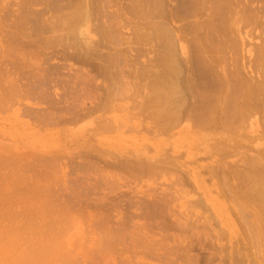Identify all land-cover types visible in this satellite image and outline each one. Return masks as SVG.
Here are the masks:
<instances>
[{
  "label": "rangeland",
  "instance_id": "1",
  "mask_svg": "<svg viewBox=\"0 0 264 264\" xmlns=\"http://www.w3.org/2000/svg\"><path fill=\"white\" fill-rule=\"evenodd\" d=\"M15 1L19 2L18 0H10V2L5 1V3L10 4V5H6L3 2L4 6L5 5L8 6L7 9H9L11 7L8 10V11L11 10V12H7V9H5V11L8 14L11 13L10 16L7 15L8 17H14V15H18V18L15 17V18H13V20L11 19L10 20L11 22L12 21L14 22L15 19L17 20L20 17L19 11H18L19 14H17L18 13L17 11L13 12L16 9H18V10L20 9L19 6H16L17 3H15V5H14ZM108 1L110 4H108ZM108 1H107V5H111L110 6L111 9L113 7V10H114L115 7L116 8L118 7L116 4L118 2V0H115V1L111 0L113 2H111L110 0H108ZM119 1H120V4H118V5H121V7L117 8L118 10L115 8V10H116L115 12H117L119 10L121 12L122 11L124 12L125 11L124 5L127 4L128 2H126V0L125 1L119 0ZM255 1L253 3V6H261L262 5L261 0H259L258 2H257V0H255ZM114 2H116L115 3L116 5L112 6L114 4ZM259 2H260V4H259ZM19 4H20V2H19ZM107 5H105L106 9H107ZM122 6L124 7L123 8L124 10L122 9ZM17 7H19V8H17ZM111 9L110 10L107 9V10L111 11ZM113 10H112V13H114ZM124 13H126V12H124ZM12 14H13V16H12ZM47 15H49V14H47ZM47 15H44V16L46 17ZM126 15H128V14H126ZM46 18H44V19H46ZM124 19L125 18L123 16V20L121 19V21H123V23L126 24ZM7 21L8 20H6V25L5 24L3 25V31H4V28L6 29L8 27V35L10 36L9 31L13 32V34H14V31L16 28L14 29L15 26L13 27L11 25H8L11 22L9 21L10 23L8 22V24H7ZM134 21H136V20H134ZM134 21L132 20V23L127 24L128 26L130 25L133 29L130 26H129L130 27V29H129V27L127 25H126L127 27L123 28L125 26V24H119L118 23V25H119L118 28H121V29L123 28L122 30L120 29L121 32H118L119 35H121L120 37L122 40L120 39L121 42L119 41L118 42L119 44L116 43L115 45H111V47L113 49V48H115L113 46H116V49H115L116 52L119 50L118 47L121 44H122V46H120V50H121V47H125L126 50L123 49L122 51L124 52V50H125L126 55L123 54L121 59H122V65L125 64L124 66H126V67H124L122 65L121 66L123 68H126L127 70L124 69L121 71L122 74L120 73L121 75L119 77L122 78V79L120 78L121 79L120 83H122V85L119 84V88L117 87L116 91H114V93L113 92L110 93L109 94L110 96L109 95L107 96V94L105 93L106 90L104 89V85L106 87V84H108V82H106V81H108L107 78L105 77L104 74H101V73L98 74V72L95 71V73L100 75V78H99V76L96 75L92 69L93 65L95 67L97 64L98 65L100 63L103 64L101 59L97 60V59L93 58L94 61H96V62L98 61L99 63L98 62L96 63L92 60L93 62H91V64L89 66L85 65V67L83 66V68H81L82 70H80L79 68H80V66L82 67V64L77 63V61L75 59L72 58V60H74L75 62L74 61L72 62V60L71 61L67 60V62H65L66 63L65 64V63H62L64 60L63 59L61 60L60 57H59L60 59L59 58L57 59L56 56H52L51 50L54 51V47H53V49H51L52 48L51 47L49 50V48L39 47L38 45H35V47H34L35 49L33 48V46H32V48H31V46H28L29 48H31L30 51H28L29 50V48H28V50H26L27 53L25 54V51L19 50L21 52V55H20L19 51L17 50L19 48L15 47V45H17L20 40L21 41L22 40L27 41L25 39V36L29 33V32H27V33H25L26 35L25 34L19 35L17 33L19 32L20 29H17L18 31L17 30L15 31V33L17 32L16 34L19 37H16V39H14V37H13V41L12 40L10 41L11 45H9V41H7V40L6 41L8 43L7 42L5 44L2 43L4 46H2V44L0 43L1 46L4 47L5 50H7L6 54L8 53L10 55L9 56L10 59L8 57V59L10 61L14 58L16 59L18 53H19V56H18L19 59L25 57L23 60L27 59V61L29 60V63H32L31 60L34 57L32 64H29L28 62L25 63L24 61L21 62L22 59L21 60H19L18 58L16 59V61L18 60L21 62V63H17V65H19V64L22 65L23 68H25L24 69L25 72H26V70L29 72L31 69V72H29V73H31V75L30 74L28 75V72H27L24 74L25 76L21 75L22 77L21 78L19 77L20 80H22V81H20L18 79L19 81L15 80V82H14V79H11L9 77L11 75L8 76V73H9L8 72V65L9 64L7 62L8 59H6V62H5V57L8 56V54L6 56L4 55L2 57V54H4L3 52L5 50H3L4 48L2 49V47L0 48L1 50H3L0 54V67H2V65H1L2 61H4L6 64H8V65H6L3 63L4 66L6 65V67H5L6 71H7V72L5 71L6 73H4V70H5L4 67H2L4 70L0 71V74H2V73L6 74V76L3 74V76L6 77V80H0V82L3 81L2 83H0V88L2 89V90L0 89V151L3 149L5 150L3 152L2 151L0 152L1 153L0 156H2L1 160H3L2 162H4V163L1 162L2 164H0V182L3 183L4 177L5 176L7 177V175H8L9 176L8 181H10L9 185L12 187V190L13 189L17 190V196L16 197H14L12 199L5 200L3 202L0 201V209H2V212L0 210V264L5 262L4 260H6V259L11 260L14 258V260H15V257L17 255V252H16L17 248L15 247V244H17L16 243L17 239H15V237L20 235L21 239H22V240L21 239L20 240L24 241L23 237H25L26 233H28L27 227H35V230L40 231V232L45 230L46 235L48 234L49 237L52 236L55 239H59L58 240L59 242L61 241V243H62V244L60 243L61 248H62V245L64 248H66V249H64L65 251L63 249H62V251L65 252V254H67L66 255L67 257H64L66 259V260H64L65 262L63 261L62 264H64V263L65 264H73V263L74 264H188V263L189 264H193V263L196 264V262H197V264H203V263L204 264H210V263L211 264L212 263L213 264H219V263L220 264H230V262H229L230 260L227 257L229 254V251L232 250L233 256L236 257V255H237L236 252L237 251L240 252L241 248H242L241 252L243 253V251L245 250V247H246L245 251H247V253H249V256L251 255L250 259H252V260H250L251 261L250 264H254L253 262H255V261H257L255 263L259 262L258 264H264L263 263L264 262V257H263L264 254L262 253L264 251H261L264 246L263 247L259 246V248H256V246L258 247V245H260V244L254 245L255 246L254 249L250 250V248H252L253 246L251 247L250 241H249L250 243L249 242L246 243L245 240H247L249 238H247V234H246L245 230L241 227L242 225L239 222H237L238 221L237 219L239 218L237 216H239L240 214H238L239 212H237L235 210L237 208V205H238L236 203L247 202L246 205L247 206L249 205L248 209L249 208H251V209H249V212H247V213L245 212L246 215L244 217L248 219V217L252 216V214H249L252 212V209H255V211L258 212V210H259L258 208L260 207V206H258V205H260V201H257V200L249 201L248 200L249 197H246V195H248L246 192L252 193L254 190V189L252 190V185H253V184L251 185L252 181H250V179L249 180L248 179H246V180L242 179L243 180V182H242L243 184H242L241 183L242 180L239 177L244 175V173H243L244 169L248 170V172L247 171L245 172V170H244L245 175H247V173L252 174L254 171H257L258 173L263 172L262 174H264V164H263L264 163V161H263L264 160V157H263L264 153H262V152H264V109H263L264 108V103H263L264 101H261L263 104L261 102H259L261 104V107H262L261 108L258 105V107L260 108V112H259V109H257L258 107L256 105L255 107L251 108L253 112H251V109H250L251 113L247 114L248 118H247V116L246 117L244 116L245 120L248 121V123L245 122L244 118L242 117L243 123L241 122L242 121L241 119H240V121L237 122L238 125L240 122L239 126L241 128H237V127H239L238 125H236V126L234 125V126L229 127V129H231V127L236 128L235 130L237 132L234 129L233 130L235 132L232 129H231V131L230 130L225 131V129L222 127V129H224V130H222L221 128H218V130L215 129L214 131H207V132H202V133L199 131L201 133L199 135L196 134L199 132H197V131L194 132L193 130L190 132H187L190 134H187L184 131L182 132V134H179L178 132L180 131V129H182V126L184 124H182L181 127L179 126V128H177L173 131H170V132H163V131L158 132L156 127L154 128V125L152 124L153 116H151L150 110L145 111V109L147 110V108H145V103L148 100V97L151 96V94H152L151 89L146 87V84L149 82L150 77L146 76V78H147L146 79L144 77L141 78L142 76L139 75L144 68L149 66L148 63L150 62V60H152L155 53L151 50V47L149 48V45L138 44V46H139L138 47L137 44L136 45L134 44V47L135 48L138 47L137 49L138 50L140 49L139 51H141L140 58L137 56V58L134 59L136 62L135 61L131 62V59H129V58L133 59L134 56L136 57V51H137V49L135 51V48H132L129 46V44H127L129 42V40L127 38H129V37H130L129 39H131L130 42L134 43V41H132L134 39L133 32L136 28L138 29V27L135 28V26H137V25H135ZM2 23H5V22L3 21ZM242 23L238 24V25H240V27H241V25L243 26V27H241V31H240L241 33H236L237 36L234 34L236 36L235 37L236 42L239 39H241V41L240 40L238 41L239 42V45L237 44L238 51H236V56H235L236 62H237V60L240 62H238L236 64V63H232V61L231 62L229 61L228 63H226V65L224 67L225 68L227 67L226 68L227 72H230V71L235 70L236 68L237 69L241 68V63H242L244 70H242V68H241L242 71L240 70V75L238 74L239 75L238 77L239 78L241 77V80H243V79L244 80H250L251 79V81L255 80L254 82L262 81V83H264L263 82L264 78H262V77H264V67H263L264 66V64H263L264 60L259 59V57L261 58V56H262V54L259 55L260 53H262V52H260V50L264 49V47L261 48V46L264 45V31L259 30V28H253L252 26H249L250 29H252V31L255 32V33L254 32L250 33L251 30H249L248 27H244V24H242ZM122 25H124V26H122ZM243 28H245V29H243ZM245 30H247V32L249 30V33L252 34V36L250 34L248 36H246ZM5 32H7V31L5 30ZM261 32H262V34H261ZM93 33L95 34V32H92V35H93ZM238 34H239V36H238ZM95 35L93 36V38L96 37L95 40H98V35H96V36ZM241 35H243V36H241ZM122 36H124V38H122ZM243 39H246V40H243ZM243 41H245V42H243ZM243 43L244 44L246 43V44L244 45ZM6 44H7V47L5 46ZM125 44L127 45V47L125 46ZM10 46H12V47H10ZM255 46H256V48H259V50L257 49V51H259L260 53H258L256 51ZM111 47H109V48L111 49ZM58 48L59 47L57 46L56 50ZM127 48H129L128 51H127ZM8 49L10 50V52L8 51ZM42 49H44V50H42ZM131 49H134L133 51H135V52L133 53V51ZM14 50L18 51L17 54H16V51H15V53H13ZM38 50H40V51H38ZM98 50L99 51L102 50V51H100V53L101 52L110 53L109 52L110 50H107V48L102 49V47H100ZM113 50H111V53L115 52V50L114 51ZM253 50H255L257 53ZM55 51L53 52V55L56 53ZM248 51L251 52V57L248 54ZM29 52L32 53L31 55H33V57H31L32 59H30L31 55L29 54ZM142 52H144V53L142 54ZM146 52H148V53H146ZM22 53L24 56H22ZM103 53H101V54H103ZM137 53H138V51H137ZM152 53H154V54H152ZM11 54H16V57H15V55H11ZM27 54H28V56H27ZM132 54H134V56ZM237 54H239V55H237ZM241 54H242V57H241ZM34 55H36V57ZM55 55H57V54H55ZM130 55H131V57H130ZM12 56H14V58ZM50 57L51 58L54 57L53 61H51L52 63L53 62L57 63L60 60L62 61V62L58 63L59 66L57 65L58 66L57 68L53 69V71L51 70L52 75H53L54 71H56V73H54V75L55 74L58 75V72L60 75H62L63 73H67L68 72L67 68L69 70L70 67H72L74 69L78 68L80 71H83V72L85 71L88 73H90L89 69L90 68L92 69L91 70L92 72L90 73V75L93 73V76L92 75L91 76L92 77L95 76L94 77V79H95L94 83L95 84L97 83L96 85H98V87L100 86L99 87L100 89H98L96 91V93H97L96 95L97 96L100 95V96H98V97L95 96V102H96V104L98 102V105H99V103H100L99 101H101V103L103 101L102 105L100 103L101 106L98 108V110L92 109L93 112L86 111L87 113H85V111L82 109L86 110V108L93 106V104L90 103V100L85 99L87 101V102H85V100H84L85 107L83 105L84 108H82L80 110H78L79 109L78 108V109H76L77 111L74 110L76 113H78V111H79L80 116H81L80 118L74 119L72 117V115L69 114L70 113L69 109L71 110V107L68 108L67 106H70L71 104H73L74 100L71 99V98H73V96L70 93H69L70 99L68 97L69 95H65L67 97L64 96V94H66L67 92L70 91V87L64 83V80L68 79L67 78L68 76L67 77H66V75L63 76L64 74L61 76L63 78H61L60 75H58L59 77L54 76V77H56V80H54L55 78L53 79L55 82L54 83L50 82V84H49L51 89L49 87H47V84L46 85H39V83H37L40 79V76L42 75V72H39L36 69L39 67V70H40L41 68L39 65H41V64H42L41 65L42 68L43 67H44V69L47 68L48 65L46 67H45V63L43 65V59L45 60V58H50ZM262 57L264 59V53H263ZM36 58H37L36 61L38 62L37 64L34 62V60ZM124 58H125V60H128V59L129 60L126 63H124ZM13 62L14 61H12L11 63L14 64L15 62L14 63ZM39 62H41V63L39 64ZM137 62H138V64H137ZM259 63H261V64L258 65ZM33 64L34 65L36 64V66L34 67ZM69 64H71V65H69ZM132 64H133V66H132ZM31 65H32V67H31ZM72 65H74V66H72ZM77 65H78V67H77ZM141 65L144 66V68L143 67L141 68ZM10 66H12V65H10ZM14 66H16V64ZM61 66L63 68L64 67H67V68L62 69ZM90 66H92V67H90ZM261 66L263 69L261 68ZM246 67H248V69ZM12 68L11 67L9 68V71L11 69L10 72H12V70H15L14 68L13 69ZM18 68L19 67H17L16 69L18 70ZM20 68H21L20 70H22V67H20ZM72 68H70V70L73 71ZM61 69H62V71H60ZM41 70H43V69H41ZM257 70L260 72H258ZM37 71L39 72V74L41 73V75L36 74V73H38ZM134 71H135V73L133 75ZM21 72L23 73V70L20 71V73L18 72L19 76H20V74H22ZM60 72H62V73H60ZM13 73H15V72H13ZM260 73H261V75H260ZM26 74L29 76L28 79H30L31 76H35L33 74H36L37 77L39 76L38 77L39 79L35 76V77H31V79L28 81ZM16 75H17V71H16V74H14V77L17 78ZM52 75H51L50 79H52V77H53ZM122 75H123L124 79H123ZM125 75L127 77H125ZM135 76H137V79ZM1 77H0V79H1ZM4 77H3V79H4ZM97 77H98V80H97ZM7 78H8V80H7ZM24 78H26V79L24 80ZM33 78H34V80H33ZM148 78H149V80H148ZM36 80H37V82H36ZM127 80L129 81L128 82L129 84L127 83ZM8 81L10 84H8ZM122 81H125V82H122ZM27 82H29V83H27ZM11 83H12V85H11ZM15 83H18L17 84L18 86H16L14 89H11V88H13V86L16 85ZM35 83H37V84H35ZM99 83H101V84L99 85ZM131 83H133V84H131ZM26 84L29 85V87L27 86L28 88L25 87ZM32 84H35V85H32ZM61 84H62V86H61ZM10 85H11V87H10ZM19 86H20V89H18ZM32 86L36 87L37 91ZM37 86L38 87L40 86L39 89ZM44 86H46V88ZM59 88H61V89H59ZM66 88L69 91H67ZM102 88H103V90H102ZM7 89H9V90H7ZM21 89L22 90L24 89V90L22 91ZM61 90L63 93L59 92ZM10 91H12V92H10ZM34 91L36 93H33ZM37 92H40V94L38 93V95H40V96L37 95ZM48 92L49 93L51 92V93L49 94ZM15 93H17V94H15ZM46 93H48V94H46ZM22 94H23V96H21ZM57 95L59 97H57ZM114 95L117 98H115ZM24 96H25V98H24ZM30 96H31V98H30ZM46 96H48V98L49 97L50 98L48 99ZM105 96H106V98H105ZM99 97H100V99H99ZM258 97L263 98L262 96L260 97V95H258ZM28 98H30V99H28ZM66 98L68 99V101H66ZM98 99H99V101H98ZM260 100H262V99H260ZM108 101H109V103H108ZM65 102H66V104H65ZM62 103L65 105L66 108L64 107V105ZM79 103H81V105H82L81 101ZM79 103L76 102V105ZM61 105H62V107H60ZM28 106L30 108L29 110H27ZM59 108H61V110L64 109L65 111L64 110L61 111ZM24 110H26V111H24ZM68 111H69V113H67ZM256 113H258V114H256ZM259 113H261V114H259ZM27 115H29V116H27ZM68 115H71V117ZM249 117H250V119H249ZM59 118H60V121H59ZM82 118H84V119H82ZM236 121H235V123H236ZM118 123H120V124H118ZM245 123L248 124V125L246 124L247 127H245ZM230 124L232 125V122ZM117 126H118V128H117ZM128 127H130V128H128ZM226 127L227 126H225V128ZM93 128L95 130H93ZM96 129H97V131H96ZM183 133H185V134H183ZM259 152L261 155L260 154L257 155V153H259ZM4 153H6V154H4ZM108 153H110V155L111 154L112 155L110 156V155H108ZM255 155H257L258 157ZM11 156H13V157H11ZM48 156H50V157H48ZM51 156H53V157H51ZM54 156L55 157L57 156L58 159L54 158ZM251 156H253L254 158H251ZM14 157H15V159H14ZM247 157H248V159H247ZM51 158H52V160H51ZM174 158H175V160H174ZM255 158H256V160H255ZM43 159H44V161H43ZM253 159L256 162L258 160L257 164H254V165H256V167L253 165V163H254ZM85 160H87V161H85ZM127 160L131 161L129 163H132V162L137 163V162H141V161L142 162L144 161L143 163H145V162H149V163L152 162L153 163L155 160H157V161L161 160L163 162H162V164H160V168L157 169L156 174L155 173H147V174L143 173L141 175L139 173V171H137V170H136L137 173L134 172L135 167L132 168L133 169L132 170L131 168L126 169V167L120 168V166H117V162L127 161ZM216 160H219V161H216ZM47 161H52V163L51 162L47 163ZM251 161H253V163ZM260 161L262 162L261 164L259 163ZM53 162L56 163V165L53 164ZM87 162H90V163H87ZM214 162H216V163H214ZM167 163H169V164H167ZM92 164H93L94 169L92 168ZM166 164L167 165L172 164L173 166L172 165L170 167L169 166H163ZM225 164L227 166L229 164L228 168L230 171L228 170V168H226L227 166L225 167ZM240 164H242V165H240ZM247 164H248V166H247ZM258 164H260V165H258ZM50 166H51V168H50ZM78 166H80V167H78ZM89 166H91V167H89ZM231 166H232V168H230ZM234 166H236V168ZM242 166H245V167H242ZM83 168H85V169H83ZM95 168H97V170ZM163 168H165V169H163ZM259 168H260V172H259ZM215 170H216V172H214ZM235 170H236V173L234 174L233 172ZM237 171H239L242 175H240V173ZM208 172L212 173V174H209ZM216 173H218V174H216ZM225 173H227V174H225ZM237 173H238V178L241 181L238 179H236V181L233 180V178H234L233 176L236 177ZM5 174H7V175H5ZM221 175H222V177H221ZM213 176H215V177H213ZM33 179L36 181H34ZM207 179H209V180H207ZM218 181H220L221 183H219ZM38 182H39V184H38ZM95 183H98L100 186L96 185ZM216 183H217V185H216ZM219 184H221V185H219ZM113 185H115V186H113ZM170 185H172L173 187ZM223 185H226V186H223ZM231 185H232V187H233V185H234V187L237 186V188L233 187V189H235V190L237 189L236 191H238L235 193V199L232 198L233 196H231V194H233L232 192H235L233 189H230V191H231V192L229 191L230 194H228V192H227L229 190L227 186H229V188H230ZM32 186H34V187H32ZM240 186H242V187H240ZM225 187L227 188V190L225 189ZM248 187H250V188H248ZM90 188H92V189H90ZM2 189L4 191L0 190V194H10L12 192V190L10 188H9V192H8V189L5 190L3 187H2ZM98 190H100V191H98ZM94 191H95V193H94ZM161 191H163L162 195L165 193L167 194V197H166V194H165V197L168 200L167 202H169V204H170L169 208H167V209L165 208V212L163 211V212L159 213V212H156L155 210L153 211L154 208H149V209L143 208L144 207L143 205H141L138 208V204L140 205V201H142L143 199H144L143 201L149 200V198L151 199L152 193L158 194V192H159V194H161ZM91 192H93V194ZM99 192H102V193L100 194ZM171 192H173V193H171ZM88 193H91V194L89 195ZM96 193H97V195L99 193L100 196L98 195V197H97ZM119 193L121 195H119ZM251 193H250V195H251ZM85 194L87 196H90V197H86ZM238 194H240V195H238ZM175 195H176V197L174 198ZM72 196H73V198H72ZM75 196H76V198H75ZM80 196L83 200L79 199ZM115 196H118V197H115ZM229 196H231V197H229ZM135 197L137 199H135ZM92 198H95V199H92ZM127 198H130V199H127ZM169 198H171V199H169ZM87 199H89V200L91 199L90 201L94 202V203L91 204V202L88 200V202L91 204L90 205L87 202ZM102 199H104V201L106 203ZM126 199L128 201L132 199V202L129 201V203H128V201H126ZM200 199L202 202L200 201ZM95 200L97 201V203L99 204L100 207L97 205ZM98 200H99V202H98ZM82 201H83V203H82ZM61 203H63V204H61ZM84 203H88L87 207H85L86 205L84 206ZM112 203H114L115 205H113ZM132 203H134V206H132L133 205ZM190 203H192V204H190ZM257 203H258V205H257ZM60 204H61V207H59ZM80 204H82V205L79 206ZM110 204H112L113 207H110V206H112ZM194 204H195V206H194ZM197 204H198V206H197ZM234 204H236V205H234ZM93 205H97L98 207L93 206ZM200 205H201V207H200ZM82 206H84V207H82ZM130 206L133 208H131ZM193 207L194 208L196 207V209H194ZM213 207L219 208V210L213 209ZM170 208H172V209H170ZM205 208L208 210V212L205 211L206 210ZM229 208H232L233 210L231 209V211H230ZM62 209H63V211H62ZM144 209H146V210H144ZM192 209H194V210H192ZM202 209H203V211H201ZM3 210H5V211H3ZM167 210H169V211H167ZM237 210H238V208H237ZM149 211H151V212H149ZM171 211H172V213H169ZM189 211H190V213H188ZM145 213H146V215H145ZM168 214H170L171 216ZM174 214L176 217L172 216ZM189 214H193L194 216L189 215ZM149 215L152 218H150ZM168 216H170V217H168ZM207 216H209L210 219L212 218V220H210L209 217H207ZM81 217H83V218H81ZM189 217H191V218H189ZM197 217H198V219H197ZM102 218L104 220H102ZM195 218H196V220H195ZM207 218H208V220H207ZM58 219H60V220L58 221ZM82 219L86 220L85 221L86 224H85V222L83 224L84 220H82ZM180 219H181V221H180ZM189 219H191V220H189ZM174 220H177L176 221L177 223H175ZM183 221H187V222H183ZM205 221H206V223H205ZM207 221H208V223H207ZM212 221H214V222H212ZM182 222H183V224H182ZM157 223H160V224L157 225ZM188 223L190 224L189 226L191 228H189ZM215 223H217V224H215ZM202 224H204V225H202ZM206 224H207V226H206ZM40 225H42V226H40ZM230 225L234 228L233 231H236V232L232 231L233 228L230 229L231 228ZM234 225L236 228L234 227ZM239 225H240V228H239ZM199 226H201L202 228ZM68 227H71V228L68 230ZM214 227L216 228V230L214 229ZM18 228L20 229L19 231H17ZM59 228L61 230H59ZM171 228H172V230H171ZM209 228H211V232H210ZM218 228H220V229H218ZM192 229H194V230H192ZM217 230H219V231L221 230L222 233H219ZM110 231H112L114 234L113 233L111 234ZM179 231H181V232H179ZM242 231L245 232L244 233L245 235H243ZM31 232L29 231V233H31ZM193 232L195 234H191ZM107 233H109V234H107ZM178 234H180V235H178ZM214 234H216V235H214ZM217 234H218V236H217ZM185 235L187 236V238ZM220 235H222V236H220ZM238 235H239V238H238ZM57 236H58V238H56ZM203 237H205V238L203 239ZM210 237H211V240H210ZM218 237H219V239H218ZM222 237H225L224 238L225 241H223L224 239ZM206 239L208 241H206ZM217 239L219 242L217 241ZM220 239H222V240H220ZM84 242H85V244H84ZM198 242L201 244H199ZM202 243H203V245H202ZM210 243L213 245H211ZM248 243L250 246L248 245ZM107 244H109L110 246ZM197 244H198V246H197ZM191 245H192V247H191ZM206 245H207V247H206ZM200 246H202V248ZM208 246H212L214 248H209ZM215 246L216 247L222 246L226 249L223 248V251L219 252ZM231 247H232V249H230ZM205 248L206 249L208 248V249L205 250ZM183 249H184V251H183ZM211 249H217L218 252L216 250H214L215 252L212 251V253L213 252L214 253L211 256L209 254L210 253L209 250H211ZM259 249H261V250L259 251ZM206 251H208V254ZM203 254H205V255H203ZM70 256H71V258H70ZM223 256H224V258H223ZM67 258H69V261L67 260ZM191 258H192V261H189V259L191 260ZM194 258L196 259V262H195ZM217 258L219 259V261ZM215 259H217V260H215ZM226 259L228 262L226 261ZM209 260H210V262H209ZM211 260H212V262H211ZM214 260L216 263H214ZM224 261H226V262H224ZM199 262H201V263H199ZM231 264H233V262H231ZM244 264H246V262Z\"/></svg>",
  "mask_w": 264,
  "mask_h": 264
},
{
  "label": "bare ground",
  "instance_id": "2",
  "mask_svg": "<svg viewBox=\"0 0 264 264\" xmlns=\"http://www.w3.org/2000/svg\"><path fill=\"white\" fill-rule=\"evenodd\" d=\"M5 1H9L10 2V0H5ZM5 1L4 0H0V43L1 44L2 43L5 44L7 41H9V45H11L10 41L11 40L13 41V37H14V39H16V37H19L17 34L24 35L25 33L29 32L27 35L25 34L26 35L25 39L27 41H23V40L21 41L20 40L17 45L14 44L15 47L19 48V49L16 48L18 51L19 50L20 51H25V54L27 53L26 50H28V48H29L28 46H31V48L33 46V48H34L35 45H38L39 47L49 48V50H50L51 47H52L51 49H53V47H54V51L56 50V48L58 46L60 49L58 48L59 50L57 49L55 51L56 52L55 54H57V55H55V54L53 55L54 51L51 50L52 51V56H56L57 59L59 57L61 58V60L63 59L64 60L63 62L61 60L59 61V62H62V63L67 62V60L71 61L72 58H73V59H75L77 61V63H81L82 64V67L79 65L80 66V68H79L80 70H82L81 68H83V66L85 67V65L89 66L91 64V62L94 61V59H97V60L101 59L103 64L100 63L101 65L97 64L95 67H94V65H93V67L92 66H90V67H92L94 73L96 71V72H98V74H100V73L104 74L105 77L107 78L108 81H106V82H108V84H106V87L104 85V89L106 90L105 93L107 94V96L110 93H112V92L114 93V91H116V88L117 87L119 88V84L122 85V83H120L121 82L120 80L122 78L119 77V76L122 74L121 73L122 70H124V69L127 70L126 68L122 67L125 64L122 65V59H121L123 54L126 53L125 52V50H126L125 47H121V50H120V46H122V44L120 43L121 45L118 47L119 50L117 49L118 51L116 52V50H115L116 46H113V47H115V48H113L115 50V52H113L114 54L111 53V50H113L111 45H115L116 43H118L119 41L121 42V40H122L121 37H120L121 35H119V33H118V32H121L120 31L121 28H118L119 27L118 23L119 24H125V23H123V21H121V19L123 20V16L125 18L124 21L126 22L125 26L122 25V26H124L123 28L127 27L128 26L127 24L132 23V20L133 21L136 20V21H134L135 25H137V26H135V28L138 27V29L136 28L134 30V32H133L134 39L132 41H134V43L130 42L131 39H129L130 38L129 37V38H127L129 40V42L127 44H129V46L132 47V48H135L134 44L135 45L137 44V46H138V44L149 45V48L151 47V50L155 53V55L153 56L152 60H150V62L148 63L149 66L144 68V66L141 65V68L143 67L144 69L141 71V73L139 72L140 73L139 75L142 76L141 78H143V77L146 78V76L150 77V80L148 78L149 82L146 84V87L151 89V93L152 94H151V96L148 97V100L145 103V108H147V110L145 109V111L150 110V114H151V116H153L152 124L154 125V128L156 127L158 132H160V131L170 132V131H173V130L179 128V126L181 127L182 124H184V125L182 126V129H180V131L178 132L179 134H182L183 131L185 133H187V132H190L192 130L194 132H196V131L199 132L200 131L202 133V132H207V131H214L215 129L218 130V128L222 129V127L225 129V131L226 130H230L231 131V129L235 130L236 128H232L231 127V129H229V127L230 126H234V125L235 126L238 125L237 122L240 121V119L242 120L244 118V116L245 117L247 116L248 113L253 112L252 109H251L252 107H255L256 105H257V107H258V105L261 107V104L259 102L264 101V83H262V81L254 82L255 80L254 81L253 80L251 81V79L250 80H244L243 78H242L243 80H241V77L240 78L238 77L240 75L241 68H242V70H244V68L242 66V63H241V68H238V69L236 68L235 70L230 71V72H227V70H226L227 67L226 68L224 67L226 65V63H228L229 61L230 62L232 61V63H236V64L238 62H240L238 60L236 62L235 56H236V51H238V48H237V44L239 45L238 41L239 40L241 41V39H239L237 41L238 42L237 43L235 37L237 36L236 33H241L240 32L241 31V27H243V26L241 25V27H240V25H238V24H241L243 22L242 24H244V27H248L249 30H251L250 33L254 32V31H252V29H250L249 26H252L253 28H259V30L264 31V0H261L262 1V5L261 6H253V3H254L255 0H126V2H128V3L125 4L126 6L124 5L125 8L122 6V9L124 8L125 9L124 12H126V13H124L123 11L121 12L120 10H119L120 12L119 11L115 12L116 11L115 10L116 7L114 8V10H113V7L111 9V7H110L111 5H107V1L108 0H21V1L18 0L20 2V4H19V2L15 1L14 5H15V3H17L16 6H19L20 9L19 10L16 9L13 12H16V11L18 12L19 11L20 12V15H19L20 17L17 20L15 19L14 22L13 21L11 22L10 20L11 19L13 20V18H15V17L18 18V15H14V17H8L7 16V15H9V16L11 15V13H9V14L7 13V12H11V10L8 11L11 7L9 9H7L8 6H6V5H10V4L5 3ZM113 1H115V0H113ZM113 1H111V2H113ZM258 1L259 0H257V2ZM3 2L6 4L5 5L6 7L3 5L4 4ZM116 2H114V4L112 6H115L117 4V6H118L117 8H120L121 5H118V4H120V1L118 0L119 3L118 2L116 3ZM108 4H110L109 1H108ZM259 4H260V2H259ZM105 5H107V9L108 10L111 9V11H108L106 9ZM19 7H17V8H19ZM5 9H7V12L5 11ZM112 10H113L114 13H112ZM19 12L17 14H19ZM47 14H49V15H47ZM126 14H128V15H126ZM44 15H47L46 16L47 18ZM12 16H13V14H12ZM43 17L46 18V19H44ZM6 20H8L7 24H8L9 21L12 23L11 24L9 22L10 24H8V25H11L13 27L15 26L14 27V29L16 28L15 31L17 29H20L18 33L16 32L17 34L15 33V31H14V34H13V32L9 31V34L11 36L10 37L8 35V27L6 29L4 28V31H3V25L4 24L6 25ZM3 21L5 23H2ZM130 27H129V29H130ZM243 29H245V28H243ZM5 30L7 32H5ZM249 30H248V32H247V30H245V35L246 36H248L250 34ZM92 32H95V34L97 33L96 35H98V40H95L96 37L93 38V36L95 34L93 33V35H92ZM261 34H262V32H261ZM250 35L252 36V34H250ZM238 36H239V34H238ZM241 36H243V35H241ZM122 38H124V36H122ZM243 40H246V39H243ZM243 42H245V41H243ZM1 44H0V48L2 46H4L3 44L1 46ZM5 46L7 47V44ZM12 46H10V47H12ZM125 46L127 47L126 44H125ZM100 47H102V49L103 48L104 49L107 48V50H110L109 51L110 53L101 52V53H103V54H101L100 51H102V50H100V51L98 50ZM109 47H111V49ZM138 47L135 48V51H136V49ZM262 47H264V45L261 46V48ZM3 48L4 47H2V49ZM31 48H29L28 51H30ZM255 48H256V46H255ZM123 49H125L124 52L122 51ZM257 49L259 50V48H256V51H257ZM3 50H5V48ZM3 50L0 49V54H1V52ZM42 50H44V49H42ZM128 50H129V48H127V51ZM131 50L133 51L134 49H131ZM139 50L137 49L139 54L136 51V57L134 56V54H132L134 56L133 59L129 58V59H131V62L135 61L134 59H136L137 56L140 58L141 51H139ZM263 50L264 49L260 50V52H262V53L257 51L258 53H260L259 55L262 54V56H263V53H264ZM8 51L10 52L9 49H8ZM15 51L16 50H14V52L13 51L12 52L15 53ZM18 51H16V54H17ZM20 51H19V53L21 55ZM38 51H40V50H38ZM135 51H133V53ZM253 51H255V50H253ZM6 52H7V50H5L3 52L4 54H2V57L4 55L6 56L8 54V53L6 54ZM19 53L17 55V58L19 56ZM23 53H22V56H24ZM143 53L144 52H142V54ZM146 53H148V52H146ZM154 53H152V54H154ZM16 54H11V55H15V57H16ZM29 54L31 55L32 53L29 52ZM248 54L251 57V52L250 51H248ZM237 55H239V54H237ZM9 56L10 55L8 54V56H6L7 58L5 57V62H6V59H8ZM27 56H28V54H27ZM34 56L36 57V55H34ZM262 56H261V58L259 57L260 60H264ZM12 57L14 58V56H12ZM31 57H33V55L30 56V59H32ZM130 57H131V55H130ZM241 57H242V54H241ZM24 58L25 57L20 58V59L18 58V59L19 60L22 59L21 62L24 61L25 63H27V62L29 63V60L28 61H27V59L23 60ZM53 58L54 57L45 58V60L43 59V65H44V63H45V67L48 65L47 68H45V69H44V67L42 68V66H41L42 64H41L39 66L43 70L40 69L41 70L40 71L39 67L38 68L36 67L37 68L36 70H38L39 72H42V75H41V73L39 74L38 71H37L38 73H36L38 75H41L40 79L38 78L39 76L37 77L36 74H33L39 79L38 82L36 80V82L39 83V85H46L47 84V87H49L50 89H51V87L49 85L50 82L54 83L55 82L54 80H56V77H54V76L60 75L58 71H57L58 75H56V74L54 75V73H56V71H54L53 75L51 73V70L53 71V69H55V68H57L59 66V64H58L59 62H57V63H55V62L52 63L51 62V61H53ZM9 59H10V57H9ZM9 59L7 60L9 65L6 64L4 61L1 62V65H2V67H4L5 70L2 67H0V71L4 70V73H6L7 71H6L5 67H6V65H8V72H9L8 76L11 75L13 78L11 76H9V77L11 79H14V82H15V80L19 81L20 78L22 77L21 75H24L28 71L26 70V72H25V70H24L25 68H23L22 65H20V64L17 65V63H21L20 61H18V60L16 61L15 58H14L15 60L11 58L12 59L11 61ZM33 59H34V57H33ZM33 59L31 60L32 63H33ZM36 60H37V58L34 60V62L37 64L38 62ZM128 60H125V58H124V63H126ZM12 61H14L15 63L13 62L14 64H12L11 63ZM73 61L74 60H72V62ZM94 62H96V61H94ZM3 63L6 64V65L4 66ZM32 63H29V64H32ZM40 63L41 62H39V64ZM261 63H259L258 65H260ZM15 64H16V66H14ZM36 64L35 65L33 64V66L35 67ZM137 64H138V62H137ZM10 65H12V66H10ZM69 65H71V64H69ZM9 66L11 68L13 67L15 70H12V72H10L11 69L9 71V68H10ZM62 66H61L62 69H66L67 68V67L63 68ZM72 66H74V65H72ZM132 66H133V64H132ZM17 67H19L18 70L16 69ZM20 67H22L23 73L21 72L22 74H20V76H19L18 72L20 73V71H22V70H20L21 69ZM31 67H32V65H31ZM77 67H78V65H77ZM124 67H126V66H124ZM70 68H72V67H70ZM70 68H69V70L67 68V71H68L67 73H63L64 75L62 74L63 76H65V75H66V77L68 76L67 77L68 79L64 80V83L70 87V91L67 89L68 87L66 88L67 91H69V92L66 91L68 94L66 93V94H64V96L65 95H69L68 96L69 99H70V94L73 96V98H71V99L74 100L75 104L73 103L70 106H67L68 108L71 107V110L69 109L70 113H69V111L67 113L71 114L74 119H78V118L81 117L80 113H79V111H78V113H76L75 111H77L76 109H78V108H79L78 110H80V109L85 107V104H84V100L85 99L90 100V103L93 104V106L90 105L91 107L86 108V110L82 109V110L85 111V113H87L86 111L93 112L92 109L93 110L94 109L98 110V108L102 105L103 101L101 103V101H99V99H100V97H99L98 101L101 103V105H100V103L98 105V102H97V104L95 102V96L96 97L100 96V95H98V96L96 95L97 94L96 91L98 89H100L99 88L100 86L98 87V85H96L97 83L96 84L94 83L95 82L94 81L95 80L94 79L95 76L92 77L93 73L91 74L92 76L90 75V73L92 72L91 71L92 69L90 68L89 69L90 73H88V72H85V71L84 72L80 71L78 68L77 69L72 68L73 69V71H72V70H70ZM246 68L248 69V67H246ZM261 68H262V66H261ZM62 69L60 71H62ZM16 71H17V75H16L17 78L14 77V74H16ZM13 72H15V73H13ZM29 72H31V69H30ZM29 72H28V75L29 74L31 75V73H29ZM258 72H260V71H258ZM4 73L0 74L2 76V77L0 76L1 77L0 80H6V77L3 76ZM60 73H62V72H60ZM134 73H135V71L133 72V75H134ZM95 74L98 75L97 73H95ZM4 75L6 76V74H4ZM28 75L26 76L27 79L29 78ZM51 75L53 76L52 79H50ZM62 75H60V77ZM260 75H261V73H260ZM35 76H31V77H35ZM98 76L100 78V75H98ZM3 77H4V79H3ZM31 77H30V79H31ZM122 77H123V75H122ZM125 77H127V76L125 75ZM135 77L137 79V76H135ZM8 78H7V80H8ZM61 78H63V77H61ZM262 78H264V77H262ZM25 79L26 78H24V80ZM30 79H28V81ZM123 79H124V77H123ZM33 80H34V78H33ZM97 80H98V77H97ZM20 81H22V80H20ZM125 81H122V82H125ZM2 82H0V83H2ZM128 82L129 81L127 80V83ZM27 83H29V82H27ZM37 83H35V84H37ZM8 84H10L9 81H8ZM15 84H14L15 86H13V88H11V89H14L16 86H18L17 85L18 83H15ZM35 84H32V85H35ZM100 84L101 83H99V85ZM131 84H133V83H131ZM11 85H12V83H11ZM11 85H10V87H11ZM27 86L29 87V85L26 84L25 87H27ZM61 86H62V84H61ZM32 87H34V86H32ZM39 87H38V89H39ZM44 87L46 88V86H44ZM34 88L36 90V87H34ZM18 89H20V86H19ZM59 89H61V88H59ZM7 90H9V89H7ZM102 90H103V88H102ZM10 92H12V91H10ZM59 92H62V90L59 91ZM33 93H36V92L34 91ZM38 93L40 94V92H37V95H38ZM48 93H46V94H48ZM15 94H17V93H15ZM258 95H260V97L262 96L263 98H259ZM21 96H23V94ZM38 96H40V95H38ZM48 96H46V97L48 98ZM57 97H59V96L57 95ZM65 97H67V96H65ZM114 97H115V95H114ZM24 98H25V96H24ZM30 98H31V96H30ZM30 98H28V99H30ZM105 98H106V96H105ZM115 98H117V97H115ZM260 99H262V100H260ZM66 101H68L67 98H66ZM80 101L82 102V105H81V103H79ZM76 102H78L79 104L76 105ZM85 102H87V101L85 100ZM108 103H109V101H108ZM65 104H66V102H65ZM83 105H84V107H83ZM29 106H28V109L26 108L27 110L30 109ZM60 107H62V105ZM64 107H65V105H64ZM59 109L61 110V108H59ZM250 109H251V112H250ZM257 109H259V112H260V108L258 107ZM62 110H64V109H62ZM24 111H26V110H24ZM256 114H258V113H256ZM259 114H261V113H259ZM71 115H68V116L71 117ZM27 116H29V115H27ZM247 118H248V116H247ZM82 119H84V118H82ZM249 119H250V117H249ZM244 120H245V118H244ZM59 121H60V118H59ZM235 121H236V123H235ZM231 122H232V125L230 124ZM241 122L243 123V120ZM245 122L248 123V121H246V120H245ZM247 123H245V127H247L246 126ZM118 124H120V123H118ZM239 125H240V122H239ZM225 126H227V127L225 128ZM117 128H118V126H117ZM128 128H130V127H128ZM237 128H241V127L239 126ZM224 129H222V130H224ZM93 130H95V129L93 128ZM96 131H97V129H96ZM200 132L196 133V134L199 135V134H201ZM185 133H183V134H185ZM187 134H190V133H187ZM1 151L3 152L5 150L3 149ZM262 153H264V152H262ZM4 154H6V153H4ZM258 154H260V152L257 153V155ZM108 155H110V153H108ZM257 155H255V156H257ZM1 157L2 156H0V164L4 163V162H2L3 160H1ZM11 157H13V156H11ZM48 157H50V156H48ZM51 157H53V156H51ZM54 158L58 159L57 156L56 157L54 156ZM251 158H254V157L251 156ZM14 159H15V157H14ZM247 159H248V157H247ZM51 160H52V158H51ZM174 160H175V158H174ZM255 160H256V158H255ZM255 160H254V163H253V161H251L253 163V165L257 164V162H258V160H257V162ZM43 161H44V159H43ZM85 161H87V160H85ZM127 161L117 162V166H120V168L121 167L122 168L126 167V169L127 168L128 169L129 168L132 169V168L135 167L134 168L135 169L134 172L137 173V171H139V173L141 175L143 173L144 174H147V173H155L156 174L157 169L160 168V164H162V162H163L161 160L160 161L155 160L156 162L154 161L153 163L152 162L151 163H149V162L143 163L144 161L143 162L142 161L141 162H137V163L136 162L129 163L131 161H128V162ZM216 161H219V160H216ZM48 162L52 163V161H47V163ZM87 163H90V162H87ZM214 163H216V162H214ZM259 163L261 164L262 162L260 161ZM53 164L56 165V163H54V162H53ZM167 164H169V163H167ZM167 164L163 165V166H169L170 167L172 165V164H170V165H167ZM260 164H258V165H260ZM240 165H242V164H240ZM226 166L227 165L225 164V167ZM228 166H229V164H228ZM228 166L226 168H228ZM247 166H248V164H247ZM254 166L256 167V165H254ZM78 167H80V166H78ZM89 167H91V166H89ZM234 167L236 168V166H234ZM242 167H245V166H242ZM50 168H51V166H50ZM92 168H93V164H92ZM165 168H163V169H165ZM230 168H232V166ZM83 169H85V168H83ZM95 169L97 170V168H95ZM228 170H229V168H228ZM244 170H243L244 175H242L239 171H237V172L240 173V175H242V176L239 175L240 176L239 178L241 180L242 179H245V180L246 179H248V180L250 179V181H252L251 185L253 184L252 185V190L254 189L252 193L251 192H246L248 195H246V194L245 195H246V197H249L248 198L249 201H251V200L260 201V205H258V203H257V205L260 206V207L258 208L259 210L257 209L258 212H256L255 209H252V212L249 213V214H252V216L249 215L250 216V217H248L249 220L244 217L246 215V213L249 212V209H251V208L248 209L249 205L248 206L246 205L247 202H245V203L244 202L236 203V204H238L237 205L238 210H237L236 207H235L236 208L235 210L237 212H239L238 214H240L239 216H237V217H239L237 219L238 220L237 222H239L242 225L241 227L245 230V232L247 234V238H249V239H247L245 241H246V243L249 242V241L251 242V243L250 242L249 243L251 244V247L252 246L253 247L252 248L249 247V248H250V250H252L255 247L254 245L260 244V245H258V247L256 246V248H259V246L260 247L264 246V242H263L264 241V174H262L263 172H260V168H259V172L260 173H258L257 171H254L252 174H250V173L248 174L247 173V175H245V172L246 171L248 172V170H245V172H244ZM214 172H216V170ZM233 173L235 174L236 170ZM209 174H212V173H209ZM216 174H218V173H216ZM225 174H227V173H225ZM5 175H7V174H5ZM236 175H237L236 176L237 178L235 176H233L235 178V179L233 178V180L234 181H236V179L240 180L238 178V173ZM5 177L3 179V183L0 182V190L4 191L2 189V187H3L5 190L8 189V192H9V188L12 190V187L9 185L10 184V181H8L9 176L7 175V177L6 178ZM213 177H215V176H213ZM221 177H222V175H221ZM207 180H209V179H207ZM34 181H36V180H34ZM218 182L221 183L220 181H218ZM242 182H243V180L241 181V183ZM38 184H39V182H38ZM95 184L99 185L98 183H95ZM216 185H217V183H216ZM219 185H221V184H219ZM113 186H115V185H113ZM170 186H172V185H170ZM223 186H226V185H223ZM32 187H34V186H32ZM227 187L229 189L227 192H228V194H230L229 191H230V189H233L234 185H233V187L231 185L230 188H229V186H227ZM240 187H242V186H240ZM234 188H237V186L234 187ZM248 188H250V187H248ZM90 189H92V188H90ZM225 189L227 190L226 187H225ZM233 190L235 192H232L233 194H231V196H233L232 198L235 199V193L238 192V191H236L237 189L236 190L233 189ZM98 191H100V190H98ZM162 192L163 191H161V194H159V192H158V194H153L152 193L151 199L149 198V200H146V201H143L144 200L143 199L142 201H140V205L138 204V208L141 205H143L144 206L143 208H147V209L154 208L153 211L155 210L156 212H159V213L163 212V211L165 212V208L166 209L169 208L170 204H169V202H167L168 200L166 199L167 194L165 193L166 194V197H165V194H163L164 195L163 196ZM91 193L93 194V192H91ZM91 193H88V194L90 195ZM94 193H95V191H94ZM99 193L101 194L102 192H99ZM99 193H98V195L100 196ZM171 193H173V192H171ZM250 193H251V195H250ZM240 194H238V195H240ZM96 195H97V193H96ZM98 195H97V197H98ZM119 195H121V194L119 193ZM16 196H17V190L13 189L10 194H0V201L3 202L5 200L12 199V198H14ZM73 196H72V198H73ZM231 196H229V197H231ZM86 197H90V196L86 195ZM115 197H118V196H115ZM175 197H176V195L174 196V198ZM75 198H76V196H75ZM79 199L83 200L81 198V196H80ZM92 199H95V198H92ZM127 199H130V198H127ZM127 199H126V201H128ZM135 199H137V198L135 197ZM169 199H171V198H169ZM88 200L89 199H87V202H88ZM102 200L104 201V199H102ZM129 201L132 202V199L129 200ZM129 201H128V203H129ZM200 201H201V199H200ZM98 202H99V200H98ZM82 203H83V201H82ZM88 203H84V206L86 205L85 207H87ZM92 203H94V202H91V204ZM96 203H97V201H96ZM134 203H132L133 204L132 206H134ZM61 204H63V203H61ZM61 204L59 205V207H61ZM112 204L115 205L114 203H112ZM112 204H110V205H112ZM190 204H192V203H190ZM236 204H234V205H236ZM81 205L82 204H80L79 206H81ZM97 205L99 206L98 203H97ZM97 205H93V206H97ZM113 205L110 206V207H113ZM84 206H82V207H84ZM194 206H195V204H194ZM197 206H198V204H197ZM200 207H201V205H200ZM131 208H133V207H131ZM170 209H172V208H170ZM194 209H196V207ZM194 209H192V210H194ZM213 209L219 210V208H214V207H213ZM229 209L231 211L232 208H229ZM0 210L2 212V209H0ZM144 210H146V209H144ZM3 211H5V210H3ZM62 211H63V209H62ZM167 211H169V210H167ZM201 211H203V209ZM205 211L208 212L207 209ZM149 212H151V211H149ZM169 213H172V211L169 212ZM188 213H190V211ZM145 215H146V213H145ZM168 215H170V214H168ZM189 215H193V214H189ZM170 216H168V217H170ZM172 216H175V214L172 215ZM207 217H209V216H207ZM81 218H83V217H81ZM103 218H102V220H104ZM150 218H152V217L150 216ZM189 218H191V217H189ZM197 219H198V217H197ZM209 219H210V217H209ZM59 220L60 219H58V221ZM82 220H84V219H82ZM189 220H191V219H189ZM195 220H196V218H195ZM207 220H208V218H207ZM210 220H212V218ZM85 221L86 220L83 221V224H84ZM174 221H175V223H177L176 222L177 220H174ZM180 221H181V219H180ZM183 222H187V221H183ZM183 222H182V224H183ZM212 222H214V221H212ZM189 223H188V226L190 225ZM205 223H206V221H205ZM207 223H208V221H207ZM85 224H86V222H85ZM158 224H160V223H157V225ZM215 224H217V223H215ZM202 225H204V224H202ZM40 226H42V225H40ZM206 226H207V224H206ZM199 227H201V226H199ZM234 227H235V225H234ZM70 228L71 227H68V230ZM189 228H191V227L189 226ZM232 228L233 227L231 226L230 229H232ZM239 228H240V225H239ZM27 229H28V233H26V236L23 237L24 241H21L22 239H21L20 235L15 237V239H17L16 240L17 244H15V247L17 248L16 249L17 255L15 257V260H14V258L11 259V260L6 259V260H4L5 262H3L2 264H62V262L64 260H66L64 257H67L66 256L67 254H65V252L62 251V249L64 250L66 248H64L63 245H62V248H61V246H60L61 241L59 242L58 241L59 239H55L52 236L49 237L48 234L46 235L44 229H43L44 231H42V232L36 231L35 227H27ZM194 229H192V230H194ZM209 229H210V232H211V228H209ZM214 229L216 230L215 227H214ZM218 229H220V228H218ZM19 230L20 229L18 228L17 231H19ZM59 230H61V229L59 228ZM171 230H172V228H171ZM233 230H234V228L232 229V231ZM29 231L30 232L32 231V232L29 233ZM217 231L219 233H222L221 230L220 231L217 230ZM110 232H111V234L113 233L112 231H110ZM179 232H181V231H179ZM233 232H236V231H233ZM245 232H243V235H245L244 234ZM107 234H109V233H107ZM191 234H195V233L193 232ZM178 235H180V234H178ZM214 235H216V234H214ZM217 236H218V234H217ZM220 236H222V235H220ZM56 238H58V236ZM186 238H187V236H186ZM204 238L205 237H203V239ZM222 238L224 239L225 237H222ZM238 238H239V235H238ZM207 239H206V241H208ZM218 239H219V237H218ZM218 239H217V241H218ZM210 240H211V237H210ZM220 240H222V239H220ZM223 241H225V239ZM249 243H248V245H249ZM84 244H85V242H84ZM199 244H201V243H199ZM107 245H109V244H107ZM202 245H203V243H202ZM211 245H213V244H211ZM197 246H198V244H197ZM191 247H192V245H191ZM200 247L202 248V246H200ZM206 247H207V245H206ZM208 247L209 248H214L212 246H208ZM232 247L230 249H232ZM216 248L218 249L219 252H222L224 247L220 246V247H216ZM207 249L205 248V250H207ZM217 249L209 250L210 251L209 254L212 256L213 253L215 252L214 250L217 251ZM224 249H226V248H224ZM245 250H246V247H245ZM260 250L261 249H259V251ZM183 251H184V249H183ZM212 251H214V252L212 253ZM241 251H242V248H241ZM241 251L240 252H238V251L236 252L237 253L236 257L233 256L232 250L229 251V254L227 253L228 254L227 257L230 260L229 261L230 264H231V262H233V264H244L245 262H246V264H250V262H251L250 260H252V259H250L251 255L249 256V253H247V251H245V252L243 251V253ZM261 251H264V247H263V249ZM206 252L208 254V251H206ZM262 253L264 254V252H262ZM203 255H205V254H203ZM224 256H223V258H224ZM263 257H264V255H263ZM70 258H71V256H70ZM192 258H191V260L189 259V261H192ZM217 259H215V260H217ZM67 260L69 261V258H67ZM215 260H214V263H216ZM218 261H219V259H218ZM226 261H227V259H226ZM226 261H224V262H226ZM195 262H196V259H195ZM209 262H210V260H209ZM211 262H212V260H211ZM255 262H257V261H255ZM255 262H253V263L254 264H258L259 263V262L258 263H255ZM199 263H201V262H199ZM196 264H197V262H196Z\"/></svg>",
  "mask_w": 264,
  "mask_h": 264
}]
</instances>
